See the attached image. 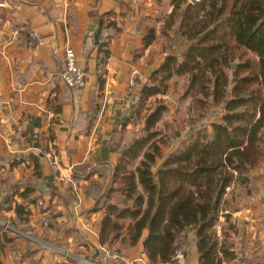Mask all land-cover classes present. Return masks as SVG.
Segmentation results:
<instances>
[{
  "label": "crops",
  "instance_id": "1",
  "mask_svg": "<svg viewBox=\"0 0 264 264\" xmlns=\"http://www.w3.org/2000/svg\"><path fill=\"white\" fill-rule=\"evenodd\" d=\"M172 11L169 0H0V205L16 195L0 217L1 264H87L98 259L104 212H91L95 197L90 184L103 183L98 173L118 164L112 140L127 120L131 80L138 75L148 79L169 54L179 56L188 49L175 29L162 31ZM96 29L100 44L103 32V37L117 34L108 47L102 87ZM33 30L45 41L36 48L19 36L27 32L29 37ZM150 30L155 38L146 47ZM65 47L76 53L87 74L83 89L72 91L61 80ZM187 87L185 78L176 77L166 96L152 100L169 103L167 121H175L177 128ZM141 128L129 126L125 142ZM255 175L251 197L230 213L240 228L237 264H264V164ZM44 181L56 189L52 204L59 213V230L42 222L43 215L51 219L43 212L52 195ZM29 188L42 207L19 197ZM18 206L24 209L23 222L12 226ZM189 244L187 258L179 264H198L194 232ZM122 264H150L143 244L124 253Z\"/></svg>",
  "mask_w": 264,
  "mask_h": 264
},
{
  "label": "trees",
  "instance_id": "2",
  "mask_svg": "<svg viewBox=\"0 0 264 264\" xmlns=\"http://www.w3.org/2000/svg\"><path fill=\"white\" fill-rule=\"evenodd\" d=\"M169 1L173 11L162 31L175 29L188 49L179 56L169 54L129 92L127 120L112 140L120 154L118 164L98 173L103 183L90 184L95 197L91 212H104L99 244L123 256L142 243L150 264H179L177 251L183 247L187 257L189 233L194 232L198 264H237L240 228L230 213L251 197L255 173L264 164V0H204L195 5ZM103 33L100 87L110 40L117 36ZM19 36L29 40L27 32ZM154 38L155 31H148L144 45ZM176 77L187 79L182 100L190 101L188 113L196 104L201 110L180 119L178 128L175 121H167V101L152 104L168 94ZM138 125L137 137L125 142L127 128ZM44 184L52 195L43 212L52 219L49 228L59 230V213L52 204L56 189ZM34 194L29 188L19 197L37 204ZM14 197L0 205L1 218ZM16 210L12 226L23 222L24 209ZM216 226H221V235Z\"/></svg>",
  "mask_w": 264,
  "mask_h": 264
},
{
  "label": "built area",
  "instance_id": "3",
  "mask_svg": "<svg viewBox=\"0 0 264 264\" xmlns=\"http://www.w3.org/2000/svg\"><path fill=\"white\" fill-rule=\"evenodd\" d=\"M204 0H186L188 5H195L203 2ZM29 46L31 48H36L45 43L44 39H42L36 31H31L29 34ZM64 62L65 69L62 73L61 80L64 85L72 90H80L86 86V72L80 67L79 61L76 53L69 47H65L64 49ZM144 81V78L141 75L134 77L131 80V89L130 91H135L139 84L138 82ZM128 97L129 94H128ZM38 206L42 207L43 202L38 201ZM42 222L44 227H47L50 223V219L47 215H43ZM177 255L181 258L182 251H177ZM123 256L115 251H110L109 249H103L101 255L98 257L96 261H92V264H121L123 261Z\"/></svg>",
  "mask_w": 264,
  "mask_h": 264
},
{
  "label": "rangeland",
  "instance_id": "4",
  "mask_svg": "<svg viewBox=\"0 0 264 264\" xmlns=\"http://www.w3.org/2000/svg\"><path fill=\"white\" fill-rule=\"evenodd\" d=\"M186 79V78H185ZM186 82H187V79H186ZM181 87V86H180ZM179 88V87H178ZM182 91L184 90V89H181ZM186 90V89H185ZM186 92V91H185ZM184 92V93H185ZM183 93V94H184ZM186 103H187V105H186ZM181 108V110H180V112H181V114L183 115V116H179V118L178 119H186V117H191V116H193V115H196V114H198L199 112H201V110H200V108H199V106L196 104L195 105V108L193 107L192 108V110H191V112H189L188 113V111H189V108H190V101H183V104H182V106L180 107ZM181 117V118H180ZM213 121V120H212ZM179 144V140H177L176 142H174V146L175 145H178ZM223 222V221H222ZM221 222V223H222ZM217 229H220V231H221V226H216V228H215V231H218ZM178 251H182V255H181V258L178 256V258H179V262L180 261H184L187 257L184 255V248L183 247H181L180 249H178ZM93 263V262H92ZM92 263H90V261H88L87 262V264H92Z\"/></svg>",
  "mask_w": 264,
  "mask_h": 264
},
{
  "label": "water",
  "instance_id": "5",
  "mask_svg": "<svg viewBox=\"0 0 264 264\" xmlns=\"http://www.w3.org/2000/svg\"><path fill=\"white\" fill-rule=\"evenodd\" d=\"M213 30V27L208 30L206 33H204L201 38H204L207 34H209L211 31ZM91 31H93L91 29ZM94 38H95V45L99 46L100 45V36H99V30L96 29L95 32H94ZM41 188L43 189V185L41 186ZM44 192V190H42Z\"/></svg>",
  "mask_w": 264,
  "mask_h": 264
}]
</instances>
